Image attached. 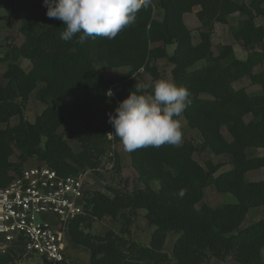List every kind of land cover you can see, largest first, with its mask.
I'll use <instances>...</instances> for the list:
<instances>
[{"label": "trees", "instance_id": "trees-1", "mask_svg": "<svg viewBox=\"0 0 264 264\" xmlns=\"http://www.w3.org/2000/svg\"><path fill=\"white\" fill-rule=\"evenodd\" d=\"M0 1L24 37L3 58L7 68L6 83L0 86V124L6 127H0V186L20 176L32 160L61 176H76L99 169L111 154L120 173L115 146L133 142L131 162L144 187L114 196L89 192L85 216L70 227L71 244L89 251L87 264H206L211 259L264 264V219L243 227L252 209L264 208V180L246 177L264 169V156L247 154L264 150V28L256 24L264 17V0L249 5L235 0H139L138 7L113 6L105 15L103 8L112 0H30L19 8L17 0ZM195 8L203 28L196 45L184 20ZM234 14L241 19L230 33L247 51L246 60L238 59L231 46L219 55L212 49L215 25H228ZM7 17L0 14V33ZM21 58L31 63L29 69L19 65ZM164 58L173 65L174 88L186 98L184 104L140 80L141 71L158 77L154 64ZM118 68L129 69L119 80L103 74ZM245 78L261 88L260 95L234 88ZM40 84L37 99L46 108L31 123L26 106ZM181 113L202 136L203 149L231 157L230 170L216 177L220 166L204 168L196 162L199 150L193 143L179 145L167 126L158 133L149 126L163 119L176 121ZM13 118L19 120L15 126ZM63 126L77 132L79 152L60 132ZM16 152L18 161L11 162ZM153 182L158 190L151 187ZM209 186L236 202L198 210ZM140 210L155 227L148 246L130 239ZM106 217L121 223L119 233H89ZM170 234L178 235L171 255L164 252ZM23 254L22 247L0 252V264H16ZM63 264H69L67 259Z\"/></svg>", "mask_w": 264, "mask_h": 264}, {"label": "rangeland", "instance_id": "rangeland-1", "mask_svg": "<svg viewBox=\"0 0 264 264\" xmlns=\"http://www.w3.org/2000/svg\"><path fill=\"white\" fill-rule=\"evenodd\" d=\"M30 0H17L16 8L22 6L25 2ZM240 3L250 4L251 0H235ZM137 3L136 6H140L142 3L139 0H112L111 3L104 6L102 14H107L111 11L113 6H121L124 4H133ZM199 8H195L194 11L190 14L185 15L184 20L185 24L191 31L192 41L196 45L200 42V34L203 31V28L197 18V13ZM0 14L8 16L7 19L2 24V29L0 33V86L6 83L3 75L7 68V63L3 62V58L10 49L11 46H21L24 37L20 32V24L16 21L13 14L10 15L6 13L3 9V6L0 1ZM156 18H162V12L159 10L156 11ZM241 19L239 14H234L229 17V24L222 25L216 24L214 35L212 37V49L215 55H219L221 49L224 46H231L234 50L235 56L240 60H246L247 51L244 49L241 42L235 40L230 33V28L235 26L238 21ZM256 24L264 28V17H258L256 19ZM175 50V45L168 47L169 55H172ZM204 62L197 65L201 67ZM19 65L24 69H29L31 63L24 58L19 60ZM154 66L157 69L158 77H154L152 74L141 71L140 80L143 84L149 85L153 92H166L168 98L177 99L181 104L186 102V98L180 96L174 88L172 70L173 65L169 62L168 59L158 60ZM100 69V68H99ZM259 69H255L257 72ZM129 71L128 68H118L112 71H103V74L106 78H113L114 80H119L120 77ZM42 87V84L31 94L30 99L26 106V118L29 122L33 123L37 115L41 114L46 106L37 99V92L39 88ZM236 90H244L250 96H258L261 94V88L257 85H253L249 79L245 78L234 84ZM145 101L147 103L154 104L152 97L146 96ZM246 121H250L248 117ZM19 122L18 118H13L11 120V125L15 126ZM149 126L158 133L162 126H167L170 132L174 136V140L177 144L183 145L185 143H193L197 148L198 152L194 155V159L202 167L207 168L208 164L219 165L220 169L215 175L216 177L221 173L231 169L230 160L231 157L227 155L216 156L212 154L209 150L203 149V138L200 133L189 127L185 121L183 114H180V117L176 121L170 119H163L160 122L149 123ZM0 127H6L5 125L0 124ZM60 132L65 135L67 142L72 147L75 152L80 151V145L77 141V132H70V128L63 126L60 129ZM223 135L228 141H232L230 134L223 129ZM133 142L121 143L115 146V150L119 156V163L121 172L116 171L114 162L110 159L112 155L110 154L103 160L100 171L96 172L94 175L89 177L88 186L90 192L95 193H104L109 196H114L116 192H128L133 193L139 189H142L144 186L139 180L137 172L134 170L131 162V148ZM248 155L255 156H264V150H248ZM18 152L10 158L11 162H17ZM38 165L36 160H32L26 164L25 167ZM249 181H262L264 180V169L249 172L246 175ZM151 187L155 190H158L157 183H151ZM236 199L226 193H222L216 190L214 186H209L205 190V195L203 201L196 206L198 210L201 209L202 205H207L213 208L220 207L224 204L235 203ZM264 219V208L252 209L246 220L243 223V227L251 225L252 223L258 222ZM121 223L119 221H114L109 217L104 218L101 221H97L93 224L92 228L89 230V233L93 235H106L109 232L119 233L121 230ZM155 227L150 226L146 219V211L140 210L137 212V215L132 226V241L138 243L142 246H148L150 243L151 235L154 232ZM178 238L177 234H170L167 238L166 245L164 247V252L171 255L173 246ZM264 257V250H263ZM90 254L87 249L81 246L70 245L67 251V261L69 264H87L89 262ZM16 264H47L39 256L23 254L21 258L16 262ZM206 264H238L235 261L229 259L225 262H221L215 259L209 260Z\"/></svg>", "mask_w": 264, "mask_h": 264}, {"label": "built area", "instance_id": "built-area-1", "mask_svg": "<svg viewBox=\"0 0 264 264\" xmlns=\"http://www.w3.org/2000/svg\"><path fill=\"white\" fill-rule=\"evenodd\" d=\"M99 171L61 176L38 164L0 186V252L22 247L47 264H63L71 245L70 227L86 214L89 177Z\"/></svg>", "mask_w": 264, "mask_h": 264}]
</instances>
